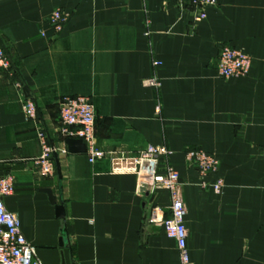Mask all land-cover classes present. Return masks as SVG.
<instances>
[{
    "label": "crops",
    "instance_id": "obj_1",
    "mask_svg": "<svg viewBox=\"0 0 264 264\" xmlns=\"http://www.w3.org/2000/svg\"><path fill=\"white\" fill-rule=\"evenodd\" d=\"M56 7L70 14L59 34L45 24ZM195 14L181 0H0L9 64L0 67V176L13 178L4 204L42 264H182L174 239L148 221L154 206L169 216L166 190L142 197L136 177L113 172L108 158L67 152L59 101L78 95L93 104L102 149L171 151L188 264H264V0H218L204 20ZM223 45L250 58L246 76L220 77ZM152 77L158 87L143 86ZM38 129L66 150L59 175L55 158L54 175L38 173ZM189 148L219 160L206 179H221L220 192L199 186Z\"/></svg>",
    "mask_w": 264,
    "mask_h": 264
},
{
    "label": "built area",
    "instance_id": "obj_2",
    "mask_svg": "<svg viewBox=\"0 0 264 264\" xmlns=\"http://www.w3.org/2000/svg\"><path fill=\"white\" fill-rule=\"evenodd\" d=\"M196 11L195 22L206 18L207 10L217 6L218 0H181ZM70 20V14L62 8L52 10L46 25L59 34ZM161 61L155 60L154 67ZM6 54L0 47V67L8 68ZM218 74L222 78L246 76L249 72L250 58L241 50L230 45L219 49L216 59ZM143 86L157 88L159 82L152 77L142 81ZM22 110L29 119H36V105L31 99H25ZM59 133L65 138L81 139L85 144V154L90 163L108 158L112 171L121 174H133L137 180V192L144 197L146 190H166L169 194V216H164L159 206H154L148 221L161 226L166 235L176 242L182 264L189 263L187 248V228L185 225V205L182 195V182L177 169L166 164L172 154L163 145H148L137 151L104 150L97 143L95 132V113L90 99L86 96H64L59 101ZM37 138L41 154L35 160L38 173L43 177L54 175V153L65 154L66 150L51 145L43 130L38 129ZM188 166H193L199 173V186L211 187L220 192L223 182L217 179L207 181V176L217 172L220 162L211 153L200 148H189L184 153ZM13 192V178L0 176V264H42L36 255V247L29 242L21 231L16 214L6 209L4 197Z\"/></svg>",
    "mask_w": 264,
    "mask_h": 264
},
{
    "label": "water",
    "instance_id": "obj_3",
    "mask_svg": "<svg viewBox=\"0 0 264 264\" xmlns=\"http://www.w3.org/2000/svg\"><path fill=\"white\" fill-rule=\"evenodd\" d=\"M65 144L67 146V152L70 153H78V152H85V144L83 143V141L81 139H77V138H66L65 139ZM65 154H56L54 153V158H55V162H56V170L58 175L60 174V168H59V164H58V160L60 158H63ZM46 192L48 193L49 199L51 201V203H56V198L52 195V193L49 190H46ZM56 209L58 211V215L63 216V211H62V207L61 206H56ZM59 212H61L59 214ZM150 215V212H149Z\"/></svg>",
    "mask_w": 264,
    "mask_h": 264
}]
</instances>
